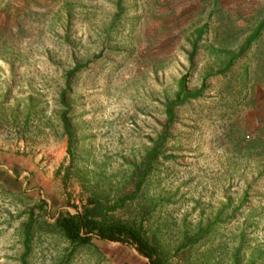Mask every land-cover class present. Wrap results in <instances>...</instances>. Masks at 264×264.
<instances>
[{
    "label": "rangeland",
    "instance_id": "obj_1",
    "mask_svg": "<svg viewBox=\"0 0 264 264\" xmlns=\"http://www.w3.org/2000/svg\"><path fill=\"white\" fill-rule=\"evenodd\" d=\"M253 1L0 0V264H150L66 237L96 206L167 264H264Z\"/></svg>",
    "mask_w": 264,
    "mask_h": 264
},
{
    "label": "trees",
    "instance_id": "obj_2",
    "mask_svg": "<svg viewBox=\"0 0 264 264\" xmlns=\"http://www.w3.org/2000/svg\"><path fill=\"white\" fill-rule=\"evenodd\" d=\"M63 126L69 137L71 148L73 132L70 119L62 117ZM98 207L76 214H67L57 219V224L66 237L73 243L89 244L92 234L104 240L133 245L136 250L149 260L150 264H167L156 245L151 243L137 227L119 221L106 222L98 219Z\"/></svg>",
    "mask_w": 264,
    "mask_h": 264
},
{
    "label": "crops",
    "instance_id": "obj_3",
    "mask_svg": "<svg viewBox=\"0 0 264 264\" xmlns=\"http://www.w3.org/2000/svg\"><path fill=\"white\" fill-rule=\"evenodd\" d=\"M239 1H242V0H239ZM249 2H250V0H249ZM253 2H254L253 4L256 5V6L264 7V0H254ZM260 37L261 38L259 40V43L264 48V31H263V33H261V36ZM260 44H259V46H260Z\"/></svg>",
    "mask_w": 264,
    "mask_h": 264
}]
</instances>
